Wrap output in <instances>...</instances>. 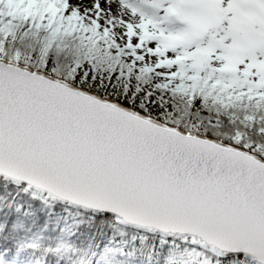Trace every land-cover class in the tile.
Instances as JSON below:
<instances>
[{
	"label": "snow or ice",
	"instance_id": "1",
	"mask_svg": "<svg viewBox=\"0 0 264 264\" xmlns=\"http://www.w3.org/2000/svg\"><path fill=\"white\" fill-rule=\"evenodd\" d=\"M0 264H264V0H0Z\"/></svg>",
	"mask_w": 264,
	"mask_h": 264
}]
</instances>
